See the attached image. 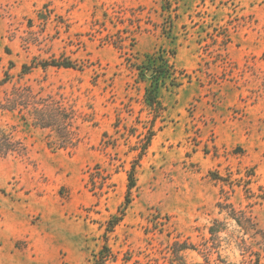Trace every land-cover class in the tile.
<instances>
[{
	"label": "rangeland",
	"instance_id": "obj_1",
	"mask_svg": "<svg viewBox=\"0 0 264 264\" xmlns=\"http://www.w3.org/2000/svg\"><path fill=\"white\" fill-rule=\"evenodd\" d=\"M158 55L165 79L147 69ZM33 58L76 66L19 78ZM9 61L0 102L17 83L62 101L78 141L52 149L48 129L0 110L26 145L0 156V264H170L176 241L249 264L264 230V0H0V78Z\"/></svg>",
	"mask_w": 264,
	"mask_h": 264
},
{
	"label": "trees",
	"instance_id": "obj_2",
	"mask_svg": "<svg viewBox=\"0 0 264 264\" xmlns=\"http://www.w3.org/2000/svg\"><path fill=\"white\" fill-rule=\"evenodd\" d=\"M5 50L6 52H9L7 48H5ZM156 59L159 60V65L156 67L151 66V68L149 67L147 69L153 70L151 73L152 76L157 74L159 78L165 79L168 72L167 68L164 67L166 59L162 55H158ZM37 66H40L42 69H46L48 66L75 68L76 65L66 58H53L39 62L35 61V58H33L29 63H23L21 65L19 78H22L24 75L30 73L32 69ZM11 67H13V62L9 61L8 69L3 72V76L0 78V86L11 82V79L13 78L9 72ZM156 90L157 81H155V85H153V87L146 88L144 98L146 103L151 107H157L158 104L160 105L156 96ZM0 110L2 112L15 114L23 124H29L33 128L48 129L49 133L47 134L48 138L46 139V144L52 149L72 147L78 141V137L75 132L76 127H73L76 118L74 109L66 107V104L62 101H55L50 95H47L46 97H36L32 88L28 85L20 83L13 84L10 91L5 93L2 101L0 102ZM25 152L26 145L23 141L15 136L13 130H7L0 124V156H6L8 154L23 155ZM127 179L128 185L125 196L126 203L129 201L128 194L131 188L135 185V178L132 169L128 172ZM235 220L236 223L240 225L239 219ZM111 224H113V222ZM217 224L221 223L217 222ZM252 226L254 225L252 224ZM219 228L221 229L222 227L220 226ZM220 229H217L215 226H210L208 229L211 234L210 238L213 239V242L217 246L220 245V239L215 238L214 234ZM254 234L259 237L258 240H255L254 246H252L253 243L247 244V242L243 239L248 246L246 252H248L250 257L249 264H264V230L256 229ZM172 247L173 248L170 251L169 257L170 264H190L185 260L182 253V251L186 249L197 250L203 259L200 262L192 264H235L223 257L218 249L215 250L216 255L213 258L211 255L212 252L208 249L207 244L205 246L206 251L204 252L198 251L194 245L185 241H176ZM103 249L105 253L103 252ZM103 249L102 253H104V255L101 252L99 254L104 262L107 259L106 246H104ZM99 263L100 262L94 259L90 264Z\"/></svg>",
	"mask_w": 264,
	"mask_h": 264
}]
</instances>
